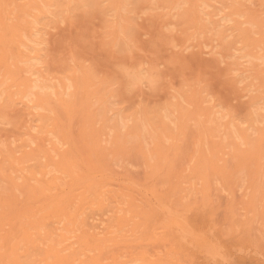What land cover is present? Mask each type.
<instances>
[{"label":"rangeland","instance_id":"374dc122","mask_svg":"<svg viewBox=\"0 0 264 264\" xmlns=\"http://www.w3.org/2000/svg\"><path fill=\"white\" fill-rule=\"evenodd\" d=\"M9 1L6 0L5 3L4 0H0V23L3 22L2 19H7L4 21L6 23L1 24L4 29L2 28L3 31H0V202H2L0 203L2 205L0 206V213L7 206V202L4 204L5 201H9L10 196L13 194L18 198H15L14 200L16 201L13 203L15 204L18 201L17 203L21 207L20 201L27 199V190L25 191L26 188H24V184L26 183L34 184L35 186H38L40 181L42 185L46 184L45 186L52 184L50 186L53 187V191L59 192L61 196L66 198V201L70 195L74 196V199H71L72 197L70 196L71 201L74 200V202H71L70 199L69 202H66L68 203L66 207L68 206L67 208H69L66 210L70 211H66L65 216L64 213L63 216L62 214L60 215L64 220L59 221L55 218L52 221L49 220V223L48 214L43 211L47 214L45 215V219L41 220V223L36 225L37 227L35 226L36 228L30 226L29 232H24L28 235L30 233L35 240V245L32 248L29 244L27 246L23 241L20 246L22 249L19 248L22 257L20 256L19 263L15 264H47L46 250L51 245L54 244L55 246H53L58 249H61V246L63 248L65 244L72 245L73 247L68 245L70 248L65 250V252H70L71 249L75 248L74 246L79 248L86 247L85 244L91 243L97 236L102 237V245L106 244L103 256H107L108 260L104 259V263L224 264L225 261H231L233 264H264V171H262L264 170V164L262 163L264 162V158H261L262 156L264 157V151H262L264 149L262 148L264 147V85H262L264 84V72H261L264 70V0ZM21 7H23L22 11L21 9L19 10ZM9 25L10 28H6ZM14 26L15 28L12 30L11 27ZM6 34L10 38L8 35L5 36ZM1 36L4 37V40ZM11 38L13 39L10 40L12 43L8 40ZM18 38L19 40H17ZM129 39L135 41L136 48L131 50L127 48V40ZM8 41L12 45L6 44ZM3 43L5 46H3ZM18 43H23L22 46L20 45V49H17ZM6 45H9L10 49H8V46L6 48ZM5 48L11 54L7 53L5 55ZM21 51L24 52V55ZM1 57H5L7 60L5 58V60L1 59ZM8 61L11 65L17 64L23 69H28V74H31L32 83L26 88V91L28 89L27 96L29 98H22V93L19 92L20 86L17 85V82L16 84H11L12 80L8 77L11 73L10 70L6 69L9 64ZM5 62L8 63L7 66ZM13 65H9V69L17 66ZM122 66L134 72L149 75L158 72L159 80L154 86L147 83L132 86L129 83L127 74L121 71ZM6 70L8 74H6ZM114 83H118L119 86L114 87ZM87 85H94L93 87H95L94 99L91 97V102L89 101L90 99H87V92L90 91V87L88 86L87 88ZM61 97L63 100H61ZM21 98L23 101H21ZM65 98L67 100L71 99V101H68L70 104L66 102L67 106ZM83 100L90 104L93 102L92 106L89 107V115L92 118H88L89 115L81 111V109L84 110L86 108L85 106V108L81 107L84 103ZM75 103L81 109H77L80 107L75 106ZM197 103H201V108L204 111L202 109L195 111L199 105ZM84 105L87 106L88 104L84 103ZM200 112H204V115L202 114L201 116ZM182 113L184 114L182 115ZM78 114L83 115V117L81 118L80 115L78 117ZM188 116L190 118H187ZM184 117L187 122L184 121ZM90 119H98V122H95L97 129L91 128L90 121L92 120ZM54 120H57L55 121L56 124H54ZM82 124L85 128H83ZM85 124H89V128L93 131L89 133V138L85 137L87 136L85 134H88V132L83 133L82 131L88 129V126ZM205 124H207V128ZM102 128L106 129V132H103L104 135H102V144L105 147L107 146V156L109 155V158L105 155L104 158L107 161L104 164L100 163L102 161L99 162L101 159L99 155H94L96 154L95 149L91 151L92 147L90 148V145L93 144L94 146V143L91 142L92 134L94 136L97 135L94 131L96 132L97 130L99 132ZM209 128L213 129L214 132ZM68 129L70 130L68 131ZM161 132L162 134H160ZM76 133L78 136H76ZM48 135L51 136L48 137ZM116 135H119L120 141L122 140V143L120 142L122 144H120V152L117 151L119 154L114 150L116 143L119 141L117 138H114L117 137ZM81 136L86 138L87 141L89 140L90 143ZM45 137L46 140L51 137L53 142L51 144L46 143ZM124 137L127 140H124ZM163 137H165L164 140ZM187 137L191 138L187 139ZM260 138H262L261 141ZM214 141H218L217 144L222 149L220 152H214L215 147H213L214 145L212 146L215 143ZM63 142L66 143L63 144ZM38 144L41 145L39 146ZM81 144L84 146H81ZM256 145H261V149L257 150L259 146L257 147ZM40 147H44V150L50 148L49 152L46 153V150L43 153V149ZM200 147L202 150H200ZM237 147L240 148L238 149ZM242 147H244V150H242ZM250 147L259 155V158L255 157L258 156L255 153H252L254 156L250 154V158H247V155L252 152V150H248ZM39 148L42 151H38ZM55 148L62 151L58 152ZM72 148L76 152L75 155H77V158H74L76 164L74 163L73 167L75 176L71 170V173H68V169L65 168L66 165H63L60 161L62 155L58 154L64 153L66 149L72 150ZM84 148H87V150L90 148V153L92 152L91 154L95 157L87 155L89 154V150L87 151ZM30 149L34 150V152L31 151L37 157ZM80 150L81 153H79ZM113 151L117 154L115 155ZM237 151H239L240 156H245V159L247 158L248 160L242 159L244 163L240 162L242 160L238 159L239 155H237ZM24 152L32 156L29 158V155L27 153L24 154ZM37 152L39 153L37 154ZM12 153L13 157H11ZM52 155L55 158H52ZM202 155L205 156L203 157ZM88 156H92L93 161ZM164 156L168 157V162ZM210 157L216 159L211 162ZM34 158L37 159L35 160ZM203 158L211 166L209 164L208 166L203 165L205 163ZM95 160H98L99 164ZM201 160L203 163H201ZM96 164L99 166L96 167L97 169L95 168ZM105 165H109L110 170L104 169ZM204 166L208 167V170H205ZM43 167H46V169ZM211 167L212 170L210 169ZM98 169L102 170L99 171ZM104 170L106 171L102 172ZM83 171L86 174L90 172L87 176L92 177L93 173V177L97 175L99 178L101 176L100 179L97 178L99 182L96 179V186H94L95 184H93L94 187L90 186L91 188L93 187V191L90 190L89 185L87 187L86 184L79 183L87 187H83L85 190L82 194L86 195L85 193L90 190V193L87 195H92V198L94 196V201L92 198H88L87 195L84 196V199L87 198L89 202L86 199L82 200L81 187L76 185L78 179L81 182L80 178L78 176L77 178L76 175L80 174V177H82ZM153 171H155L154 174ZM200 171L204 175L199 174ZM206 171L211 174H206ZM221 171L224 173H221ZM46 173L49 174L48 177ZM102 173L106 175L104 174L105 176H103ZM61 175V179H58ZM71 175L72 177H70ZM165 175L166 177H164ZM73 176L77 178L76 184L73 182L70 185L75 180ZM102 178L106 179V185L103 182L104 179L102 180L103 183L100 182ZM202 178L208 182L204 181V184V179ZM69 181L71 183H68ZM74 185L80 187V189ZM254 186L255 189L258 187L257 190L254 189ZM97 188L100 189L98 190ZM77 189L79 190L78 192H76ZM100 192H103V195ZM254 193H258L255 194L257 197ZM76 194L78 195V199H81L83 203L77 198L75 199L77 197ZM134 194L138 196L136 197ZM10 199V202H12V198ZM133 200L134 203L135 200L137 204L141 203V205H137L138 208H135L138 212V209L141 207H143L140 211L141 213L143 209L148 211L147 208L151 205L149 207L150 212H147L149 217L157 223L163 222L162 226L157 224L163 233L156 232V235L160 233L163 236V238H160L159 235L160 240L163 239V241L161 240L162 242L154 235L155 230L153 229L156 227L159 230V227L154 224L155 222L152 219L151 221L150 219L146 221L147 213L143 211L142 214L140 212L138 214L144 215L142 218L145 219L148 225L144 224L145 221L143 222L138 218L141 215L137 216V213H135ZM13 205L11 203L8 204V208ZM27 205L29 204L27 203L24 207L26 208ZM187 206L190 207V210L187 209ZM22 207L20 211H22ZM6 210L8 209L6 208ZM117 210L121 211L118 212ZM131 212L135 213L134 219H132L134 215ZM3 213L6 215L7 211ZM45 213L39 212L38 216L41 217ZM149 213H154V215L150 216ZM69 214L73 217H69ZM4 215H2L3 219L7 218ZM162 217L177 218L179 223L182 224L181 227L184 226L191 231H189L190 234L188 233V235L194 240L192 252L187 245H185L187 249L177 245L179 242L168 232L167 227L164 225V223L166 224V220H162ZM117 218L121 219V221ZM126 218L127 220L131 219L130 221L132 222L127 221ZM17 219L18 216L14 220ZM22 219V223L27 226L29 223L28 218ZM8 220L7 222H9ZM133 220L136 222L135 226H138V220L143 222L139 223L136 232ZM128 223L132 224L129 225ZM143 224L148 226L143 227L144 232L140 228ZM124 225L127 226L124 227ZM5 227L11 230L10 224H6ZM14 227L13 232L21 234L18 238L26 235L23 231L19 230V226ZM97 227L99 228L98 230ZM161 227H163L164 231ZM138 229H140L139 233ZM145 229L149 232L147 233ZM87 230L88 232H83ZM96 231H99V233ZM64 234L68 237L64 236ZM138 234L142 238H138ZM129 235L132 239L136 236V240H131L128 237ZM150 235L154 236L151 237ZM114 236L118 237L116 238L117 242L121 238L116 245H114L113 241L108 242L110 241L109 238H113ZM80 237L81 239L86 237L88 240L86 238L82 239L83 243H81ZM104 237H108V241ZM137 238L142 239L139 240L141 241L140 243H142L143 239L144 241L147 239L149 244L146 242L147 244H142L143 246L139 248ZM153 238L154 240L158 238V242H152ZM78 239L79 241L76 244ZM128 239L129 241H127ZM85 240L88 242L86 243ZM4 241L1 240L0 242V246L3 245V247H0V253H3V251L5 253L7 250L4 247V245H7ZM135 242L136 246H133ZM150 242H152V245ZM36 245L40 246L36 247ZM93 253L94 250H86L84 253L78 254L79 259L77 260V264L82 259L90 260L91 256H95ZM113 257L118 259L114 261Z\"/></svg>","mask_w":264,"mask_h":264},{"label":"bare ground","instance_id":"6f19581e","mask_svg":"<svg viewBox=\"0 0 264 264\" xmlns=\"http://www.w3.org/2000/svg\"><path fill=\"white\" fill-rule=\"evenodd\" d=\"M4 1H5V3H6V0H4ZM7 1H9V0H7ZM28 1H29V0H28ZM31 1H32V0H31ZM34 1H35V0H34ZM129 1H130V0H129ZM142 1H143V0H142ZM9 2H10V1H9ZM56 2H57V1H56ZM7 3H8V2H7ZM32 3H33V2H32ZM143 3H144V2H143ZM107 4H108V3H107ZM116 4H117V3H116ZM4 5H5V4H4ZM16 5H17V4H16ZM18 5H19V3H18ZM24 5H25V4H24ZM27 5H28V4H27ZM10 6H11V5H10ZM22 6H23V5H22ZM117 6H119V5H117ZM6 7H7V6H6ZM30 7H32V6L30 5ZM33 7H36V6H33ZM11 8H12V7H11ZM11 8H10V9H11ZM22 8H23V7L19 8V10L21 9V11H22V10H23ZM41 8H42V7H41ZM14 9H16V8L14 7ZM14 9H13V11H14ZM32 9H33V8H32ZM38 9H39V7H38ZM27 10H28V9H27ZM24 11H25V10H24ZM28 11H29V10H28ZM10 12H11V11H10ZM14 12H15V11H14ZM14 12H13V13H14ZM18 12H19V11H18ZM18 12H17V13H18ZM31 12H32V11H31ZM191 12H192V11H191ZM13 13H12V14H13ZM23 13H24V12H23ZM153 13H154V12H153ZM155 13H156V12H155ZM193 13H194V12H193ZM18 14H19V13H18ZM21 14H22V12H21ZM27 14H29V13H27ZM250 14H251V13H250ZM19 15H20V14H19ZM24 15H25V14H24ZM35 15H36V14H35ZM35 15H34V16H35ZM192 15H193V14H192ZM3 16H4V15H3ZM21 16H22V15H21ZM255 16H256V15H255ZM5 17H6V16H5ZM17 17H18V16H17ZM17 17H16V18H17ZM19 17H20V16H19ZM253 17H254V16H253ZM9 18H10V17H9ZM250 18H251V17H250ZM247 19H248V18H247ZM247 19H246V20H247ZM2 20H3V22H1L0 25H1V24L3 25V23H6V22H4V21H6L7 19H5V20L2 19ZM8 20H9V19H8ZM10 20H11V19H10ZM214 20H215V19H214ZM31 21H32V20H31ZM8 22H9V21H8ZM12 22H13V21H12ZM198 22H199V21H198ZM245 22H246V21H245ZM243 23H244V22H243ZM260 23H261V21H260ZM12 24H13V23H12ZM2 25L0 26V28H1L0 31H3V29H4V28L2 27ZM4 25H6V24H4ZM204 25H205V24H204ZM240 25H241V24H240ZM259 26H260V25H259ZM2 28H3V29H2ZM6 28L9 29V28H10V25H9V27H6ZM11 28H12V30H13V29L15 28V26H14V27H11ZM212 28H213V27H212ZM238 28H239V27H238ZM16 29H17V28H16ZM16 29H15V30H16ZM108 29H109V28H108ZM12 30H11V31H12ZM16 31H17V30H16ZM222 31H223V30H222ZM164 32H165V31H164ZM255 32H256V31H255ZM7 33H8V32H7ZM107 33H108V32H107ZM248 33H249V32H248ZM8 34H9V33H8ZM8 34H6L5 36H7ZM11 34H12V33H11ZM13 34H14V33H13ZM111 34H112V33H111ZM15 35H16V34H15ZM11 36H13V35H11ZM158 36H159V35H158ZM1 37H2V36H1ZM8 37L10 38L9 35H8ZM8 37H7V38H8ZM3 38H4V37H2V39H3ZM12 38H13V37H12ZM12 38H11V39H8V40H9V41H10V40H13ZM170 38H171V37H170ZM218 38H219V37H218ZM2 39H1V40H2ZM3 40H4V39H3ZM3 40H2V41H3ZM15 40H16V39H15ZM17 40H19V38H18ZM165 40H166V39H165ZM2 41H1V42H2ZM9 41H8L7 43H6V42H4V43H6V44L9 43V44H11L12 41H10L11 43H10ZM111 41H112V40H111ZM15 42H16V41H15ZM18 42H20V41H18ZM4 43H3V46H5ZM158 43H159V42H158ZM195 43H196V42H195ZM13 44L16 45V43H14V42H13ZM152 44H153V43H152ZM11 45H12V44H11ZM15 45H14V46H15ZM17 45H18V46H17V49H20V45L22 46L23 43H18ZM253 45H254V44H253ZM0 46H1V45H0ZM7 46L9 47V45H6V48H8ZM111 47H112V46H111ZM0 48H1V47H0ZM6 48H5L6 51H7L8 49H10V47H9L8 49H6ZM12 48H14V47L12 46ZM12 48H11V49H12ZM15 48H16V47H15ZM12 50H13V49H12ZM15 50H16V49H15ZM22 50H23V49H22ZM155 50H156V49H155ZM1 51H2V50H1ZM6 51L4 52L5 55H6L7 53H8V54L10 53V52H8L9 50H8L7 52H6ZM12 52H13V51H12ZM21 52H22V51H21ZM1 53H3V52H1ZM22 53H23V55H24V52H22ZM22 53H21V55H22ZM10 54H11V53H10ZM19 54H20V52H19ZM26 54H27V53H26ZM2 55L4 56V54H2ZM2 55H1V56H2ZM5 57H6V56H5ZM5 57H1V59H4ZM6 58H7V57H6ZM6 58H5V59H6ZM147 58H148V57H147ZM5 59H4V60H5ZM4 60H3V64H4ZM6 60H7V59H6ZM8 60H9V59H8ZM143 61H144V60H143ZM10 62H11V60H10ZM10 62L8 61L9 64H8L7 62H5V63H6L5 65L7 66V64H8V66H7L8 68L6 67V69H7V70H10V73H11V74L9 73L10 76L7 75V76L10 77L11 80H12V83H11V84H16V82H17V85H19L20 88L22 87L21 89L19 88V92L22 93V98H23V97H26V98L28 97V98H29V96H27V94H28V93H27L28 89H27V91H26V88H27L28 86H30V85H29L30 83H32V80H33V79L31 78V74H28V73H29V72H28V69H23L22 67H20V66L17 65V64H14V65H17V66H19V67H17V66H16L15 68H14V67H13V68L10 67L11 69H9V65H10V66L13 65V64L11 65ZM12 62H13V61H12ZM160 62H161V61H160ZM134 63H135V62H134ZM261 63H262V62H261ZM160 64H161V63H160ZM14 65H13V66H14ZM173 65H174V64H173ZM257 65H258V64H257ZM2 67H4V66H2ZM21 68H22V69H21ZM175 68H176V67H175ZM239 68H241V67H239ZM133 69H134V68H133ZM4 70H5V69H4ZM7 70H6V71H7ZM31 71H32V70H31ZM131 71H132V70H131ZM183 72H184V71H183ZM261 72H264V70L261 71ZM0 74H1V73H0ZM6 74H8V71H7ZM260 74H261V73H260ZM88 75H89V74H88ZM168 75H169V74H168ZM181 75H183V74H181ZM197 75H198V74H197ZM262 76H263V75H262ZM8 77H7V78H8ZM4 78H5V77H4ZM85 82H87V81L85 80ZM194 82H195V81H194ZM87 83H88V82H87ZM192 83H193V82H192ZM84 84H85V83H84ZM68 85H70V84H68ZM85 85H86V84H85ZM90 85H91V84H90ZM262 85H264V84H262ZM32 86H33V85H32ZM88 86H89V85H87V88H88ZM93 86H94V85L89 86V87H90V89H89L90 91L87 92V93H88V94H87V95H88V96H87V97H88L87 99H90L91 97H92V98L94 97L93 95H94V93H95V87H93ZM13 87H14V86H13ZM38 87H39V86H38ZM92 87H93V88H92ZM101 87H102V86H101ZM91 88H92V89H91ZM25 91H26V93H24ZM96 91H97V88H96ZM72 93H73V92H72ZM72 93H71V94H72ZM76 93H77V92H76ZM96 93H97V92H96ZM32 94H33V92H32ZM69 94H70V93H69ZM73 94H74V93H73ZM97 94H98V93H97ZM38 96H39V94H38ZM72 96H73V95H72ZM95 96H96V95H95ZM102 96H103V95H102ZM44 97H45V96H44ZM69 97H70V96H69ZM22 98H21V101H23ZM45 98H46V97H45ZM48 98L50 99L49 96H48ZM58 98H59V97H58ZM99 98H100V97H99ZM188 98H189V97H188ZM196 98H198V97H196ZM24 99H25V98H24ZM46 99H47V98H46ZM65 99H66V98H65ZM93 99H94V98H93ZM216 99H217V98H216ZM41 100H42V99H41ZM43 100H44V99H43ZM61 100H63L62 97H61ZM66 100H67V99H66ZM72 100H73V99H72ZM75 100H76V99H75ZM98 100H99V99H98ZM197 100H198V99H197ZM45 101H46V100H45ZM68 101H71V99L65 101V103H66V102L68 103ZM83 101H84V100H83ZM86 101H87V100H86ZM89 101L91 102V99H90ZM48 102H49V101H48ZM63 102H64V101H63ZM76 102H77V100H76ZM50 103H51V101H50ZM65 103H64V104H65ZM67 103H66V106H67ZM80 103H81V102H80ZM84 103H86V104H88V105L90 104L89 102H85V101H84ZM84 103H83V106H81V107H84V106L86 107V108L84 107L85 109L83 108L84 110H82L81 107H80L79 105H78V106H79L80 108H77V109H81V111H84L86 114L89 115V114H90V112H89V109H90V108H89V107L92 106L93 102H92V104H90L89 106H88V105H87V106L84 105ZM105 103H106V102H105ZM62 104H63V103H62ZM68 104H70V102H69ZM75 104H76L75 106H77V103H75ZM198 104H199V103H197V105H198ZM200 104H201V103H200ZM200 104H199L198 106L196 105L197 108L195 107V108H196L195 111H200V110L202 109ZM78 106H77V107H78ZM207 107H208V106H207ZM62 108H63V107H62ZM64 108H65V107H64ZM99 108H100V107H99ZM195 108H194V109H195ZM75 110H76V109H75ZM85 110H86V111H85ZM172 110H173V109H172ZM202 110L204 111V109H202ZM81 111H79V112L82 113ZM90 111H91V110H90ZM212 111H213V110H212ZM61 112H62V111H61ZM64 112H65V111H64ZM88 112H89V113H88ZM91 112H92V111H91ZM188 112H189V111H188ZM191 112H192V111H191ZM191 112H190V114H191ZM205 112H206V110H205ZM68 113H69V112H68ZM92 113H93V112H92ZM195 113H197V112H195ZM86 114H85V115H86ZM140 114H141V113H140ZM183 114H184V113H182V115H183ZM198 114H199V113H198ZM202 114L204 115V112H202V113L200 112V115H201V116H202ZM209 114H210V113H209ZM246 114H247V113H246ZM61 115H62V114H61ZM79 115H80V114H78V117H79ZM88 115H86V116L88 117ZM142 115H143V114H142ZM188 115H189V113H188ZM80 116H81V115H80ZM90 116H91V115H89L88 118H92V117H90ZM95 116H96V115H95ZM190 116H191V115H190ZM51 117H52V116H51ZM66 117H67V116H66ZM82 117H83V115L81 116V118H82ZM148 117H150V116H148ZM194 117H195V116H194ZM196 117H197V116H196ZM93 118L95 119V117H93ZM137 118H138V116H137ZM144 118H145V117H144ZM146 118H147V117H146ZM187 118H190V117L188 116ZM197 118H199V117H197ZM212 118H213V117H212ZM75 119H76V118H75ZM104 119H106V118H104ZM159 119H160V118H159ZM195 119H196V118H195ZM206 119H207V118H206ZM209 119H210V118H209ZM82 120H83V119H82ZM90 120H92V121H90V124H91L90 126H91V128H92V129H93V128H94V129H97V127H96V123H95V122H98V119H96V120L90 119ZM181 120H183V119H181ZM187 120H188V119H187ZM189 120H191V119H189ZM46 121H47V120H46ZM55 121H57V120H54V122H55ZM154 121H155V120H154ZM184 121H185V117H184ZM202 121H203V120H202ZM7 122H8V121H7ZM75 122H76V121H75ZM91 122H92V123H91ZM185 122H187V121H185ZM212 122H213V120H212ZM46 123H48V122H46ZM94 123H95V124H94ZM164 123L166 124V122H164ZM209 123H210V122H209ZM255 123H256V122H255ZM54 124H56V122H55ZM134 124H135V123H134ZM213 124H214V123H213ZM44 125H45V124H44ZM51 125H52V124H51ZM65 125H66V124H65ZM71 125H72V124H71ZM79 125H80V124H79ZM85 125H86V124H85ZM88 125H89V124H87L86 126H88ZM158 125H159V124H158ZM196 125H197V124H196ZM206 125H207V124H205V127H206ZM216 125H217V124H216ZM82 126H84V125L82 124ZM82 126H81V129H82ZM203 126H204V125H203ZM208 126H210V125H208ZM72 127H73V126H72ZM104 127H106V126L104 125ZM177 127H178V126H177ZM210 127H211V126H210ZM214 127H215V126H214ZM57 128H58V127H57ZM83 128H85V126H84ZM86 128H87V127H86ZM91 128H89V126H88V129L91 130ZM111 128H112V126H111ZM161 128H162V127H161ZM163 128H165V127H163ZM167 128H168V127H167ZM189 128H190V127H189ZM206 128H207V127H206ZM212 128H213V126H212ZM65 129H66V128H65ZM77 129H78V128H77ZM88 129H86V130L84 129V130H82V131H83V133H85V132L87 131L88 134H85V135H87V136H85V137H88V138H89V137H90V136H88L89 133H90V132L92 133L93 131H92V130L90 131V130H88ZM151 129H152V128H151ZM185 129H186V128H185ZM209 129H210V128H209ZM213 129H214V128H213ZM213 129H210V130L213 131ZM69 130H70V129H68V131H69ZM79 130H80V129H79ZM99 130H100V128H99ZM103 130H104V131H103ZM157 130H158V129H157ZM166 130H167V129H166ZM169 130H170V129H169ZM199 130H200V129H199ZM204 130H206V129H204ZM210 130H209V131H210ZM215 130H216V129H215ZM45 131H46V130H45ZM53 131H54V130H53ZM56 131H57V130H56ZM62 131H63V130H62ZM80 131H81V130H80ZM82 131H81V133H82ZM170 131H171V130H170ZM202 131H203V130H202ZM209 131H208V132H209ZM48 132H49V129H48ZM48 132H47V133H48ZM63 132H64V131H63ZM103 132L105 133V132H106V129H103V128H102L101 131H99V132H98L97 130H96V132L94 131V133H96L97 135L94 136V134H92L93 137H92V135H91V137L93 138V139L91 138V142L94 143V146H96V147H94L93 144H92V145H90V148L92 147V148H91V149H92L91 151H94L93 149H95L96 154H97V153H98V154H97V155L94 154V155H95V156H98V155H99V158H101L100 160H99L98 158H96V159H98L99 162L102 161V162H100V163H103V164H104V162L107 161V160H105L104 157H105V155L107 156V152H108V151H106V147H107V146L105 147V145L102 144V143H103V142H102V139H103L102 135H104ZM108 132H109V131H108ZM162 132H163V130H162ZM162 132H161L160 134H162ZM166 132H167V131H166ZM166 132H165V133H166ZM185 132H186V130H185ZM213 132H214V131H213ZM213 132H212V133H213ZM28 133H29V132H28ZM51 133H52V132H51ZM51 133H50V134H51ZM168 133H171V132H168ZM172 133H173V132H172ZM182 133H183V132H182ZM182 133H181V134H182ZM244 133H245V131H244ZM247 133H248V132H247ZM62 134H64V133H62ZM113 134H114V133H113ZM118 134H119V133H118ZM183 134H184V133H183ZM205 134H206V133H205ZM209 134H210V132H209ZM172 135H173V134H172ZM174 135H175V134H174ZM195 135H196V134H195ZM197 135H199V134L197 133ZM215 135H216V134H215ZM263 135H264V134H263ZM43 136H44V135H43ZM49 136H51V135H48V137H49ZM62 136H63V135H62ZM66 136H67V135H66ZM76 136H78L77 133H76ZM105 136H106V135H105ZM107 136H108V135H107ZM116 136H117V135H116ZM118 136H119V135H118ZM118 136H117V137H114V138H117V139L119 140V141L117 140L118 142L116 141V142H117V143H116V146H115L116 148L113 147L114 150H115V152H117V151L120 152L121 145H122V144H121V143H122V140L120 141V137H118ZM158 136H159V135H158ZM162 136H163V135H162ZM179 136H180V135H179ZM183 136H184V135H183ZM187 136H188V135H187ZM191 136H192V135H191ZM247 136H248V134H247ZM46 137H47V136H46ZM46 137H45V140H46ZM70 137H71V136H70ZM72 137H74V136H72ZM81 137H83V136H81ZM101 137H102V138H101ZM174 137H175V136H174ZM201 137H202V135H201ZM201 137H200V138H201ZM43 138H44V137H43ZM83 138H84V137H83ZM88 138H87V139H88ZM114 138H113V139H114ZM124 138H125V137H124ZM160 138H161V137H160ZM164 138H165V137H163V140H164ZM172 138H173V137H172ZM184 138H185V137H184ZM190 138H191V137H190ZM190 138L187 137V139H190ZM207 138H208V137H207ZM212 138H213V137H212ZM170 139H171V138H170ZM192 139H193V137H192ZM196 139H197V138H196ZM261 139H262V138H260V141H261ZM41 140H42V139H41ZM43 140H44V139H43ZM45 140H44V142H45ZM78 140H79V139H78ZM84 140H86V138H84ZM124 140H127V139L125 138ZM159 140H161V139H159ZM183 140H184V139H183ZM193 140H194V139H193ZM193 140H192V141H193ZM235 140H236V139H235ZM248 140H249V139H248ZM46 141H47L46 143H50V144H51V142H53V141L51 140V137H50V139L48 138V140H46ZM76 141H77V140H76ZM82 141H83V140H82ZM86 141H87V140H86ZM88 141H89V140H88ZM88 141H87V142H88ZM105 141H106V140H105ZM184 141H185V140H184ZM189 141H190V140H189ZM220 141H221V140H220ZM255 141H256V140H255ZM44 142H43V143H44ZM68 142H69V141H68ZM120 142H121V143H120ZM142 142H143V141H142ZM163 142H164V141H163ZM181 142H182V141H181ZM197 142H198V141H197ZM214 142L216 143V144H215V143L212 144V146L214 145L213 147H215L214 152H215V153H216L217 151L220 152L222 149H220V145L217 144L218 141H214ZM65 143H66V142H65ZM65 143L63 142V144H65ZM79 143H80V142H79ZM81 143H84V142H81ZM89 143H90V141H89ZM89 143H88V144H89ZM177 143H178V141H177ZM210 143H211V142H210ZM221 143H222V142H221ZM257 143H258V142H257ZM44 144H45V143H44ZM86 144H87V143H86ZM105 144H106V143H105ZM120 144H121V145H120ZM168 144H169V143H168ZM171 144H172V143H171ZM192 144H193V143H192ZM226 144H227V143H226ZM233 144H234V143H233ZM251 144H252V143H251ZM253 144H254V142H253ZM27 145H28V144H27ZM38 145H39V144H38ZM40 145H41V144H40ZM40 145H39V146H40ZM46 145H47V144H46ZM66 145H67V144H66ZM82 145H83V144H81V146H82ZM103 145H104V146H103ZM106 145H107V144H106ZM114 145H115V144H114ZM172 145H173V144H172ZM176 145H177V144H176ZM227 145H229V144H227ZM227 145H226V146H227ZM236 145H237V144H236ZM43 146H44V145H43ZM83 146H84V145H83ZM125 146H126V145H125ZM136 146H137V145H136ZM138 146H139V145H138ZM143 146H144V145H143ZM256 146H257V145H256ZM256 146H255V147H256ZM258 146H259V149L257 148V150H260V149H261V148H260L261 145H258ZM258 146H257V147H258ZM47 147H48V146H47ZM59 147H60V146H59ZM61 147H62V145H61ZM63 147H64V146H63ZM87 147H88V146H87ZM110 147H111V146H110ZM160 147H161V146H160ZM171 147H172V146H171ZM174 147H175V146H174ZM221 147H222V146H221ZM26 148H27V146H26ZM33 148H34V147H33ZM40 148L43 149L44 147H40ZM40 148L38 149V151H39V150L42 151V149H40ZM56 148H57V147H56ZM56 148H55V149H56ZM65 148H66V147H65ZM80 148H82V147H80ZM90 148H89V149H90ZM141 148H143V147H141ZM141 148H140V149H141ZM161 148H162V147H161ZM175 148L177 149V147H175ZM225 148H226V147H225ZM233 148H234V147H233ZM237 148L239 149L240 147H237ZM242 148H243L242 150H244V147H242ZM262 148H264V147H262ZM24 149H25V148H24ZM44 149H45V148H44ZM44 149H43V153H44L46 150H47L46 153H48L50 148H46V150H44ZM62 149H64V148H62ZM78 149H79V148H78ZM84 149L87 150V148H84ZM89 149H88V150H89ZM110 149H111V148H110ZM140 149H137V150H140ZM166 149H167V148H166ZM169 149H170V148H169ZM234 149H235V148H234ZM245 149H246V148H245ZM11 150H12V149H11ZM26 150H27V149H26ZM31 150H32V149H30V151H31ZM56 150H58V152H61V151H62V150L60 151V149H56ZM66 150H67V149H66ZM66 150H64L65 152H64V153L62 152V154H60V153H58V152H57V153H58L60 156L62 155L61 158L59 157V158H60V161L62 162L63 165H66V166H67V167L65 166V168L68 169V170H67L68 173H71V171L73 172V167H74V165L76 164L75 161H74V158H75L77 155H75L76 152H75V150H74L73 148H72V150H70V149L67 150V151H66ZM86 150H85V152H86ZM88 150H87V151H88ZM107 150H108V149H107ZM141 150L143 151V149H141ZM149 150H150V149H149ZM200 150H202L201 147H200ZM212 150H213V149H212ZM248 150H252V152L249 153V155H247V154L245 153V155H247V158H250V156L253 155V154L255 153V151L253 150V148L251 149V147H250V149L248 148ZM28 151H29V150H28ZM32 151L34 152V150H32ZM32 151H31V152H32ZM77 151H78V150H77ZM158 151H159V150H158ZM184 151H185V150H184ZM191 151H192V150H191ZM197 151H198V150H197ZM206 151H207V150H206ZM262 151H264V149H262ZM262 151H260V152H262ZM31 152H30V153H31ZM33 152H32V153H33ZM85 152H84V153H85ZM115 152L113 151V153H114L115 155H116L117 153L119 154V152H117V153H115ZM143 152H144V151H143ZM163 152H164V151H163ZM175 152H176V151H175ZM179 152H180V151H179ZM200 152H201V151H200ZM219 152H218V153H219ZM226 152H227V151H226ZM238 152H239V151H237V153H238ZM244 152H245V151H244ZM248 152H249V151H248ZM26 153H27V152H26ZM26 153L24 152V154H26ZM38 153H39V152H37V154H38ZM41 153H42V152H41ZM43 153H42V154H43ZM79 153H81V150H80ZM86 153H88V152H86ZM91 153H92V152H91ZM91 153H90V150H89V154H87V155H92L93 157H95V156H94L93 154H91ZM93 153H94V152H93ZM164 153H165V152H164ZM180 153H181V152H180ZM210 153H211V152H210ZM222 153H223V151H222ZM227 153H228V152H227ZM252 153H253V154H252ZM8 154H9V153H8ZM8 154H7V155H8ZM33 154L36 155L35 153H33ZM53 154H54V153H53ZM58 154H57V155H58ZM134 154H135V153H134ZM140 154H141V152H140ZM250 154H251V155H250ZM255 154H256V153H255ZM10 155H11V153H10ZM27 155H29V158L32 156V155L30 156L29 153H27ZM34 155H33V156H34ZM145 155H146V154H145ZM211 155H212V154H211ZM214 155H215V154H214ZM222 155H223V154H222ZM224 155H226V154H224ZM227 155H228V154H227ZM230 155H231V154H230ZM235 155H236V153H235ZM237 155H239V156H238V157H239L238 159H240V160H242V159H243V160H246V159H247V158L245 159V156H240V153H238ZM243 155H244V154H243ZM256 155H258V154H256ZM14 156H15V155H14ZM38 156H39V155H38ZM40 156H41V155H40ZM43 156H44V155H43ZM49 156H50V155H49ZM55 156H56V155H55ZM92 156H91V157L88 156V157L91 158V160H92ZM108 156H109V155H108ZM108 156H107V157H108ZM165 156H166V155H165ZM165 156H164V157H165ZM175 156H177V155H175ZM202 156L204 157L205 155H202ZM202 156H201V157H202ZM208 156H209V155H208ZM217 156H219V155H217ZM248 156H249V157H248ZM253 156H254V155H253ZM8 157H9V156H8ZM11 157H13V153H12V156H11ZM36 157H37V155H36ZM53 157H54V156L52 155V158H53ZM56 157H57V156H56ZM152 157H153V156H152ZM178 157H179V155H178ZM178 157H177V160H178ZM234 157H235V156H234ZM255 157H258V158H259V155H258V156H255ZM14 158H15V157H14ZM16 158H17V156H16ZM25 158H26V157H25ZM40 158H42V157H40ZM49 158H50V157H49ZM54 158H55V157H54ZM76 158H77V157H76ZM89 158H88V159H89ZM108 158H109V157H108ZM153 158H154V157H153ZM159 158H160V156H159ZM165 158H166V157H165ZM167 158H168V157H167ZM167 158H166V161L168 162ZM174 158H175V157H174ZM195 158H198V157H195ZM213 158H214V157H213ZM220 158H221V157H220ZM236 158H237V156H236ZM251 158H252V157H251ZM261 158H264V157L262 156ZM20 159H21V158H20ZM34 159H35V158H34ZM36 159H37V158H36ZM36 159H35V160H36ZM81 159H82V158H81ZM93 159H95V158H93ZM155 159H156V158H155ZM190 159H191V158H190ZM209 159H211L210 161L213 162V160L216 159V158L212 159V158L210 157ZM221 159H222V158H221ZM231 159H232V158H231ZM254 159H257V158H254ZM16 160H17V159H16ZM25 160H26V159H25ZM78 160H79V159H78ZM83 160H84V159H83ZM83 160H82V161H83ZM98 160H97V161L95 160V161L99 164ZM181 160H182V159H181ZM192 160H195V159H192ZM196 160H197V159H196ZM203 160H204V158H203ZM207 160H208V159H207ZM243 160L240 161V162H243ZM247 160H248V159H247ZM19 161H20V160H19ZM92 161H93V160H92ZM159 161H160V160H159ZM163 161H164V159H163ZM169 161H171V160H169ZM208 161H209V160H208ZM210 161H209V162H210ZM226 161H227V160H226ZM250 161H252V159H250ZM256 161H258V160H256ZM262 161H263V160H262ZM262 161H261V162H262ZM21 162H22V161H21ZM42 162H43V161H42ZM42 162H41V163H42ZM61 162H60V163H61ZM77 162H78V161H77ZM84 162H85V161H84ZM89 162H90V161H89ZM155 162H156V161H155ZM190 162H191V161H190ZM204 162H205L206 164L203 163L202 160H201V163H203V165L208 166L209 163L207 164V162H206L205 160H204ZM32 163H33V162H32ZM39 163H40V162H39ZM74 163H75V164H74ZM153 163H154V162H153ZM165 163H166V162H165ZM169 163H170V162H169ZM214 163H216V162H214ZM243 163H244V162H243ZM246 163H247V162H246ZM249 163H250V162H249ZM262 163L264 164V162H262ZM262 163H261V164H262ZM7 164H10V163H7ZM20 164H21V163H20ZM84 164H85V163H84ZM151 164H152V163H151ZM151 164H150V165H151ZM170 164H171V163H170ZM170 164H169V165H170ZM187 164H188V163H187ZM198 164H200V163H198ZM216 164H217V163H216ZM240 164H241V163H240ZM253 164H254V161H253ZM255 164H256V163H255ZM261 164H259V165H261ZM263 164H262V165H263ZM25 165H26V164H25ZM43 165H44V164H43ZM86 165H87V164H86ZM163 165H164V164H163ZM163 165H162V166H163ZM200 165H201V164H200ZM209 165L211 166V164H209ZM214 165H215V164H214ZM222 165H223V164H222ZM237 165H239V164H237ZM242 165H244V164H242ZM257 165H258V164H257ZM44 166H45V165H44ZM54 166H55V165H54ZM87 166H88V165H87ZM103 166H104V165H103ZM106 166H107V165H105L104 169H106V170H110L109 165L107 166V168H106ZM151 166H152V165H151ZM166 166H168V165L166 164ZM174 166H175V165H174ZM193 166H194V165H193ZM193 166H192V167H193ZM197 166H198V165H197ZM205 166H204V167H205ZM212 166H213V165H212ZM217 166H218V165H217ZM249 166H250V165H249ZM88 167H89V166H88ZM90 167H91V166H90ZM96 167H99V166H97V164H96V165H95V168H96ZM156 167H157V166H156ZM156 167H154V168H156ZM172 167H173V165H172ZM184 167H185V166H184ZM184 167H182V168H184ZM195 167H196V166H195ZM200 167H201V166H200ZM200 167H199V168H200ZM245 167H246V166H245ZM43 168H44V167H43ZM47 168H48V167H47ZM56 168H57V167H56ZM61 168H62V167H61ZM91 168H92V167H91ZM101 168H102V167H101ZM150 168H151V167H150ZM164 168H166V167H164ZM164 168H163V169H164ZM205 168H206L205 170H208V167H205ZM216 168H217V167H216ZM254 168H255V167H254ZM261 168H262V167H261ZM44 169H46V167H45ZM63 169H64V168H63ZM63 169H62V171H63ZM96 169H97V168H96ZM113 169H114V168H113ZM161 169H162V168H161ZM174 169H175V168H174ZM210 169L212 170V167H211ZM232 169H233V168H232ZM239 169H240V168H239ZM252 169H253V168H252ZM60 170H61V169H60ZM64 170H65V169H64ZM70 170H71V171H70ZM98 170H99V169H98ZM98 170H97V171H98ZM100 170H102V169H100ZM100 170H99V171H100ZM106 170H104V171H102V172H105ZM180 170H181V169H180ZM220 170H221V168H220ZM254 170H255V169H254ZM259 170H260V169H259ZM0 171H1V170H0ZM31 171H32V170H31ZM44 171H46V170H44ZM155 171H156V170H155ZM155 171H153V174L155 173ZM167 171H168V169H167ZM171 171H172V170H171ZM197 171H198V169H197ZM202 171H203V169H202ZM251 171H252V170H251ZM256 171H257V170H256ZM262 171H264V170H262ZM262 171H261V173H262ZM65 172H66V170H65ZM119 172H120V171H119ZM151 172H152V171H151ZM178 172H179V171H178ZM203 172H204V171H203ZM216 172H217V171H216ZM219 172H220V171H219ZM222 172H223V171H221V173H222ZM230 172H231V171H230ZM37 173H38V172H37ZM40 173H41V172H40ZM43 173H44V172H43ZM68 173H66V174L68 175ZM73 173H74V174H73ZM73 173H72V174L75 176V172H73ZM83 173H84V171H83ZM88 173H90V172H87V174H88ZM91 173H92V172H91ZM122 173H123V172H122ZM187 173H189V172H187ZM191 173H193V172H191ZM195 173H196V169H195ZM195 173H194V174H195ZM223 173H224V172H223ZM17 174H18V173H17ZM33 174H34V173H33ZM41 174H42V173H41ZM46 174H47V173H46ZM46 174H45V175H46ZM64 174H65V173H64ZM85 174H86V173H84L82 177H80V174L76 175V177L78 176V177L80 178L81 182L78 181L79 179L77 180L78 177L75 178L74 176H73V178H74L75 180L72 181L73 178H71L72 180H71V179H70V180L72 181V183H71L70 181L68 182V183H71L70 185H72L73 182H75V181L77 180V184H76V182H75L74 184L79 185V186L81 187V189H83V190H81L80 187H76L75 185H74V186H75L76 188L80 189V191H81L80 193H81V196H82V198H83L82 200H85V199L87 200V198L84 199V196H86L87 194H89V193H90V190L93 191V190H92L93 187L97 185V184L95 183V181H96V179L98 178L97 175L93 177V174H94V173L92 174V177H91V176H87V174H86V175H85ZM96 174H97V173H96ZM99 174H100V173H99ZM102 174H103V173H102ZM104 174H105V173H104ZM104 174H103V176L106 175V174H105V175H104ZM119 174H120V173H119ZM125 174H126V173H125ZM169 174H170V173H169ZM172 174L174 175V173H172ZM184 174L186 175V173H184ZM199 174H201V171H200ZM206 174H209V172L206 171ZM210 174H211V173H210ZM210 174H209V175H210ZM262 174H263V173H262ZM81 175H82V174H81ZM89 175H90V174H89ZM166 175H167V174H166ZM166 175H165L164 177H166ZM201 175H204V173H202ZM209 175H208V176H209ZM212 175H213V174H212ZM217 175H218V174H217ZM48 176H49V174H47V177H48ZM103 176H102V177H103ZM150 176H151V175H150ZM152 176H153V175H152ZM175 176H177V175H175ZM189 176H190V175H189ZM189 176H188V177H189ZM198 176H200V175H198ZM219 176H220V175H219ZM223 176H224V175H223ZM225 176H227V175H225ZM8 177H9V175H8ZM33 177H34V176H33ZM41 177H42V176H41ZM61 177H62V175H61L60 178H58V179H61ZM64 177H65V176H64ZM70 177H72V175H71ZM95 177H96V178H95ZM134 177H135V176H134ZM179 177H180V176H179ZM185 177H186V176H185ZM202 177H203V176H202ZM206 177H207V176H206ZM206 177H204V178H206ZM227 177H228V176H227ZM260 177H261V176H260ZM263 177H264V176H263ZM3 178H4V177H3ZM11 178H12V177H11ZM31 178H32V176H31ZM45 178H46V177H45ZM66 178H67V177H66ZM93 178H95V179L93 180ZM100 178H101V176H100L98 179H100ZM105 178H106V177H105ZM105 178H102L100 182H102L103 179H104L103 182H105V180H106ZM151 178H152V177H151ZM173 178H174V176H173ZM189 178H190V177H189ZM204 178H202V179H204ZM208 178H209V177H208ZM51 179H53V178H51ZM68 179H69V178H68ZM98 179H97V180H98ZM107 179H108V177H107ZM134 179H135V178H134ZM178 179H179V178H178ZM200 179H201V178H200ZM229 179H230V178H229ZM263 179H264V178H263ZM56 180H57V179H56ZM108 180H109V179H108ZM108 180H107V181H108ZM184 180H185V179H184ZM197 180H198V179H197ZM205 180H206V179H204L203 182H204ZM224 180H225V179H224ZM24 181H25V180H24ZM39 181H40V180H39ZM49 181H50V180H49ZM52 181H54V180H52ZM109 181H110V180H109ZM185 181H187V180H185ZM198 181H199V180H198ZM226 181H227V180H226ZM230 181H231V180H230ZM263 181H264V180H263ZM98 182H99V180H98ZM103 182H102V183H103ZM138 182H139V180H138ZM144 182H145V181H144ZM161 182H162V181H161ZM205 182H208V181H205ZM205 182H204V184H205ZM249 182H250V181H249ZM251 182H252V181H251ZM10 183H11V182H10ZM22 183H23V182H22ZM24 183H26V182H24ZM38 183H39V182H38ZM52 183H54V182H52ZM68 183H67V184H68ZM79 183H80V184H86L87 187H88V185H89V187H90V186H93V184H95V185H94L92 188L90 187L91 189L88 188V189H90V190H88V191L86 190V191H87V192L85 191V192H86V193H85L86 195H84V194H82V193L84 192V190H85V188H83V187H86V185H85V186H84V185H80ZM108 183H109V182H108ZM115 183H116V182H115ZM229 183H230V182H229ZM56 184H57V183H56ZM99 184H101V183H99ZM109 184H111V183H109ZM109 184H108V185H109ZM167 184H168V183H167ZM208 184H209V183H208ZM22 185H23V184H22ZM39 185H41V186H39ZM39 185H38V186H35L34 184H30V183H29V184H28V183L24 184V188H26L25 191L27 190V191H26V193H27V199H25L24 201H20V202H21L20 205H21V207H22V206L24 207V205H26L27 203H28L29 205H27L26 208H25V207H24V208L22 207V211H20L21 207L18 205V203H17L18 201H17L15 204L13 203V202L16 201V200H14L15 198L18 199L17 196H15L14 194H13L12 196H10V198H12V202H10L11 199L9 198V201L6 200L5 203H4V204H6V202H7V206H5V205H4V206H5L8 210H6V211H7L6 215H4L5 213H3V212H6V211H5L6 208L4 209V211H3L2 213H0V215L2 214V215H4V216H7V218L5 217L6 220H4L5 218L3 219V216H2V215L0 216V239L3 240V241H4V239H5L4 242H5V244H7V245H4V247H6L7 250H6L5 253H4V251H3L4 254H3V253H0V264H9V263H10V264H12V263L15 264V263H17V262L19 263L20 258L22 257V255H21L22 253L19 252V250H20L19 248L22 249V247H20V246H21V243H23V241L25 242V244H27V246H28V244H29L32 248H34V245H35V240H34V238H32V236L30 235V233H29V235L26 234V233H24V232H27V231H28V229L30 228V226H31V227H35L36 225L40 224V223H41V220L43 221V219H45V217H46L45 215H47V214H48V215H47L48 221H49V220L52 221V220L55 219V218H56L57 220L61 221V220L63 219V217L61 218L60 215L62 214V216H63V213H64V216H65L66 211H68V212L70 211V210H66V209H69V208H67L68 206L66 207V205L68 204V203H66V202H67V201L69 202V199H70V196H71V195L69 196V198H67L68 200L66 201V198H64L63 196H61L59 192H56V190L53 191V187L50 186V185H52V184H49L48 186H45L46 184L42 185V183H41V181H40ZM101 185H102V184H101ZM105 185H106V182H105ZM108 185H107V186H108ZM155 185H156V184H155ZM183 185H184V184H183ZM196 185H197V184H196ZM202 185H203V184H202ZM202 185H201V186H202ZM206 185H207V184H206ZM209 185H210V184H209ZM53 186H54V185H53ZM8 187H10V186H8ZM19 187H20V186H19ZM71 187H72V186H71ZM75 187H74V188H75ZM87 187H86V188H87ZM98 187H99V186H98ZM121 187H122V186H121ZM142 187H143V186H142ZM161 187H162V186H161ZM252 187H253V186H252ZM256 187H257V186H256ZM20 188H21V187H20ZM20 188H19V189H20ZM54 188H55V187H54ZM183 188H184V187H183ZM257 188H258V187H257ZM257 188L255 189V186H254V189H255V190H257ZM259 188H260V187H259ZM56 189H57V187H56ZM78 189H77L76 192L79 191ZM97 189H98V188H97ZM99 189H100V188H99ZM99 189H98V190H99ZM102 189H103V188H102ZM152 189H153V188H152ZM168 189H169V188H168ZM168 189H167V190H168ZM106 190H107V189H106ZM130 190H131V189H130ZM135 190H136V188H135ZM153 190H154V189H153ZM153 190H152V191H153ZM156 190H157V189H156ZM9 191H10V190H9ZM11 191H12V190H11ZM112 191H113V190H112ZM103 192H104V191H103ZM103 192H102V193H103ZM116 192H117V191H116ZM122 192H123V190H122ZM141 192H142V191H141ZM175 192H176V191H175ZM191 192H192V191H191ZM257 192H258V191H257ZM259 192H261V190H259ZM14 193H15V192H14ZM80 193H79V194H80ZM100 193H101V192H100ZM102 193H101V195H103ZM134 193H135V192H134ZM164 193H165V192H164ZM239 193H240V192H239ZM263 193H264V192H263ZM3 194H4V193H3ZM16 194H17V193H16ZM65 194H66V193H65ZM71 194H72V193H71ZM77 194H78V193H77ZM77 194H76V195H77ZM105 194H107V193H105ZM111 194H112V193H111ZM128 194H129V193H128ZM138 194H139V192H138ZM140 194H141V193H140ZM173 194H174V193H173ZM184 194H185V193H184ZM255 194H258V193H254V195H255ZM260 194H261V193H260ZM0 195H1V194H0ZM66 195H67V194H66ZM72 195H74V194H72ZM118 195H119V194H118ZM129 195H130V194H129ZM134 195L136 196V194H134ZM174 195H175V194H174ZM177 195H179V194H177ZM254 195H253V196H254ZM262 195H263V194H262ZM2 196H3V195H2ZM18 196H19V195H18ZM67 196H68V195H67ZM81 196H79V197H81ZM87 196H88V195H87ZM99 196H100V194H99ZM110 196H111V195H110ZM137 196H138V195H137ZM137 196H136V197H137ZM175 196H176V195H175ZM187 196H188V194H187ZM190 196H191V195H190ZM205 196H206V195H205ZM255 196H256V195H255ZM5 197H7V196H5ZM22 197H23V196H22ZM71 197H72L71 199H74V196H71ZM89 197H90V199H91V198H92V195H91V196H88V198H89ZM103 197H104V196H103ZM141 197H142V196H141ZM223 197H224V196H223ZM246 197H247V196H246ZM256 197H257V196H256ZM260 197H261V195H260ZM260 197H259V198H260ZM19 198H20V197H19ZM76 198L78 199V195H77V197H75V199H76ZM93 198H94V196H93ZM93 198H92V200L94 201L95 198H94V199H93ZM96 198H97V197H96ZM98 198H99V197H98ZM115 198H116V197H115ZM158 198H160V197H158ZM174 198H175V197H174ZM174 198H173V199H174ZM227 198H228V197H227ZM2 199H3V198H2ZM71 199H70V201H71ZM90 199H89V200H90ZM99 199H100V198H99ZM139 199H140V198H139ZM78 200L81 202V199H78ZM131 200H132V199H131ZM136 200H137V199H136ZM136 200H135V203H136ZM181 200H182V199H181ZM189 200H190V199H189ZM227 200H228V199H227ZM227 200H226V201H227ZM234 200H235V199H234ZM257 200H258V199H257ZM2 201H3V200H2ZM43 201H45V202H43ZM87 201H88V200H87ZM98 201H100V200H98ZM98 201H95V202L99 203ZM142 201H143V200H142ZM177 201H179V200L177 199ZM230 201H231V199H230ZM260 201H261V200H260ZM8 202H9V203H8ZM42 202H43V204H42ZM71 202H74V200H72ZM75 202H76V201H75ZM88 202H89V201H88ZM90 202H91V201H90ZM101 202H102V201H101ZM138 202H139V201H138ZM207 202H208V201H207ZM239 202H240V201H239ZM256 202H257V201H256ZM261 202H262V201H261ZM0 203H2V202H0ZM10 203H11L12 205H13V204H14V205L11 206V207L9 206L10 208H8V204H10ZM37 203H39V204H37ZM81 203H83V202H81ZM91 203H93V202H91ZM135 203H134V200H133V208H134V209H135V208H138L137 205H138V206L141 205V203H140V204H137V203H136V205H135ZM190 203H192V202H190ZM236 203H237V202H236ZM244 203H245V202H244ZM259 203H260V202H259ZM259 203H258V204H259ZM41 204H42V206H41ZM103 204H104V203H103ZM176 204L178 205V203H176ZM183 204H184V203H183ZM253 204H254V202H253ZM17 205H18V206H17ZM89 205H90V203H89ZM198 205H199V204H198ZM225 205H226V202H225ZM233 205H234V203H233ZM239 205H240V204H239ZM0 206H2V205H0ZM40 206H41V207H40ZM134 206H136V207H134ZM142 206H143V205H142ZM146 206H147V204H146ZM150 206H151V205H150ZM150 206H149V207H150ZM196 206H197V205H196ZM236 206H237V205H236ZM149 207L147 208V210L150 212ZM182 207H183V206H182ZM184 207H185V206H184ZM187 207H188V206H187ZM237 207H238V206H237ZM142 208H143V207H141L140 209H138L139 212L142 210ZM144 208H146V207H144ZM156 208H157V207H156ZM189 208H190V207H188L187 209L190 210ZM204 208H205V207H204ZM210 208H212V207H210ZM240 208H241V207H240ZM240 208H238V209H240ZM242 208H243V207H242ZM247 208H250V207H247ZM113 209H114V208H113ZM117 209H118V208H117ZM152 209H153V208H152ZM157 209H158V208H157ZM191 209H192V208H191ZM213 209H214V208H213ZM135 210H136V209H135ZM170 210H171V209H170ZM258 210H259V209H258ZM262 210H263V209H262ZM1 211H2V209H1ZM8 211H9V212H8ZM43 211L47 212V214H46L45 212H43ZM90 211H91V210H90ZM104 211H105V210H104ZM117 211H118V210H117ZM117 211H116V212H117ZM120 211H121V210H120ZM120 211H118V212H120ZM143 211H145L146 213L148 212V211H146L145 209H143ZM143 211H142V213H143ZM152 211H153V210H152ZM230 211H231V210H230ZM252 211H254V210H252ZM39 212H40V213L42 212V213H45V214H44V215L42 214L41 217H39V216H38ZM123 212H125V211H123ZM133 212H134V211H133ZM139 212H138L137 210L135 211V213H137V216L142 214L141 212H140L141 214H138ZM250 212H251V211H250ZM131 213H132V212H131ZM135 213H134V214L132 213V214L134 215V216L132 217V219H134V217H135ZM155 213H156V212H155ZM232 213H233V211H232ZM9 214H10V215H9ZM73 214H74V213H73ZM125 214H126V213H125ZM149 214H150V213H149ZM152 214L154 215V213H151L150 216H151ZM158 214H159V213H158ZM161 214H162V212H161ZM15 215L18 216V219H17V220H14L15 218H17V216H15ZM69 215H70V214H69ZM69 215H68V216H69ZM91 215H92V214H91ZM121 215H123V214H121ZM130 215H131V214H130ZM130 215H129V216H130ZM168 215H169V214H168ZM173 215H174V214H173ZM210 215H211V214H210ZM237 215H238V214H237ZM11 216H12V217H11ZM66 216H67V215H66ZM114 216H115V215H114ZM137 216H136V218H137ZM143 216H144V215H143ZM143 216H142V215H141V217L138 216V218L144 222L145 219L142 218ZM155 216H156V215H155ZM155 216H154V217H155ZM175 216H176V215H175ZM255 216H256V215H255ZM10 217H11L13 220H12ZM13 217H14V218H13ZM69 217H73V216L70 215ZM79 217H80V216H79ZM119 217H120V216H119ZM124 217H126V216H124ZM154 217H153V218H154ZM176 217H177V216H176ZM214 217H215V215H214ZM224 217H225V216H224ZM244 217H245V215H244ZM244 217H243V218H244ZM22 218H28V220H29L28 222H29V223H28L27 226H26L24 223H22V222H23V221H21ZM47 218H46V219H47ZM76 218H77V217H76ZM76 218H75V219H76ZM120 218H121V217H120ZM127 218H128V217H127ZM127 218H126V220H127ZM129 218H131V217H129ZM138 218H137V219H138ZM145 218H146V216H145ZM229 218H230V216H229ZM231 218H232V217H231ZM246 218H247V217H246ZM252 218H253V217H252ZM7 219H9V220H8L9 222H7ZM69 219H70V218H69ZM117 219H118V218H117ZM137 219H135V220H137ZM148 219H150V221H151L152 218H150L149 215H148V213H147V219H146V221H149ZM161 219L164 220V221L166 220V224L164 223V225L167 227L168 232H170L171 235L174 236V238L179 242V244L177 243V245L182 246V247H184V248H186L185 245H187L190 251L193 250L192 247L194 248V242H193L194 240H192V238L189 237V235H188V233H189L190 230H188V229H187L186 227H184V226L181 227L182 224L179 223V221L177 220V218H173V217H172V218L162 217ZM237 219H238V218H237ZM244 219H245V218H244ZM3 220H4V221H3ZM22 220H23V219H22ZM57 220H56V221H57ZM63 220H64V219H63ZM118 220L121 221V219H118ZM126 220H125V222H126ZM130 220H131V219H130ZM130 220H127V221H130ZM140 220L137 221V222H138V224H137L138 226H139V223L142 222V221H140ZM152 220H153V219H152ZM162 220H161V221H162ZM183 220H184V219H183ZM16 221H18V222H16ZM45 221H46V220H45ZM50 221H49V223H50ZM59 221H58V223H59ZM67 221H68V220H67ZM122 221H123V220H122ZM146 221L144 222V224H147ZM153 221L155 222V220H153ZM157 221H160V220H157ZM53 222H54V221H53ZM70 222H71V221H70ZM83 222H84V221H83ZM130 222H132V221H130ZM143 222H142V223H143ZM231 222H232V219H231ZM249 222H250V221H249ZM43 223H44V222H43ZM54 223H55V222H54ZM119 223H120V222H119ZM162 223H163V222H160V223L155 222L154 224H156V225H157V224H160V225L162 226V225H163ZM175 223H176V224H175ZM181 223H182V222H181ZM235 223H236V222H235ZM247 223H248V221H247ZM6 224H10V228H11V230L6 229V227H5ZM106 224H107V223H106ZM123 224H125V223H123ZM126 224H127V222H126ZM128 224L131 225L132 223H131V224L128 223ZM133 224H134L133 226H135V224H136V222H134V220H133ZM144 224L142 225V227H140V228H142L141 231H143V232H144V228H143V227L146 226V225H144ZM149 224H150V222H149ZM185 224H186V222H185ZM245 224H246V223H245ZM252 224H253V223H252ZM85 225H87V224H85ZM95 225H96V224H95ZM147 225H148V224H147ZM8 226H9V225H8ZM14 226H16V227L19 226V227H18L19 230H21V232L23 231V233L26 234V235H23L21 238H18V236H20L21 234H19V233H18V234H15V233L13 232V229L15 228ZM41 226H42V225H41ZM125 226H127V225H124V227H125ZM133 226H132V227H133ZM138 226H135V227H134L135 232H136V229H137ZM151 226H152V225H151ZM157 226L159 227V228H158L159 230H157L156 227H155V228L153 229V230H155V231H154V232H155L154 235H155V237H158V238H159V235H160V238H163V236H161L160 233H159V235H158V233H157V235H156V232H157V231L161 232V230H160V226H159V225H157ZM232 226H233V225H232ZM240 226H241V225H240ZM240 226H239V227H240ZM36 227H37V226H36ZM36 227H35V228H36ZM130 227H131V226H130ZM146 227H148V226H146ZM163 227H164V226H163ZM163 227H161V229L164 231ZM219 227H220V226H219ZM10 228H9V229H10ZM76 228H77V227H76ZM94 228H95V227H94ZM216 228H217V224H216ZM235 228H237V227H235ZM83 229H84V228H83ZM89 229H90V228H89ZM98 229H99V228L97 227V230H98ZM122 229H123V228H122ZM124 229H125V228H124ZM131 229H132V228H130V230H131ZM149 229H150V228H149ZM214 229H215V228H214ZM218 229H219V228H218ZM218 229H217V230H218ZM231 229H232V227H231ZM233 229H234V227H233ZM139 230H140V229H138V233H139ZM238 230H239V228H238ZM108 231H110V230H108ZM108 231H107V232H108ZM132 231H133V229H132ZM145 231H147V230L145 229ZM232 231H234V230H232ZM243 231H244V230H243ZM247 231H248V230H247ZM12 232H13V233H12ZM28 232H29V231H28ZM38 232H39V231H38ZM83 232H88V230H87V231H83ZM96 232L99 233V231H96ZM133 232H134V231H133ZM148 232H149V231H147V233H148ZM190 232H191V231H190ZM236 232H237V230H236ZM49 233H50V232H49ZM98 233H97V234H98ZM105 233H106V231H105ZM161 233H163V232H161ZM192 233H193V231H192ZM3 234H4V236H3ZM86 234H87V233H86ZM109 234H110V233H109ZM132 234H134V233H132ZM136 234H137V233H136ZM140 234L142 235V233H140ZM140 234L137 235L138 238H140V237L142 238V236H140ZM144 234H145V233H144ZM189 234H190V233H189ZM249 234H250V233H249ZM65 235H66V234H64V236H65ZM94 235H95V232H94ZM104 235H105V234H104ZM154 235H153V236H154ZM191 235H193V234H191ZM71 236H72V235H71ZM78 236H79V235H78ZM78 236H76V237H78ZM81 236H82V235H81ZM84 236H85V235H84ZM88 236H89V235H88ZM88 236H87V237H88ZM90 236L92 237L91 233H90ZM116 236H117V235H116ZM116 236H114L113 238H112V237L109 238L110 241L107 240L108 237H106V238L104 237V238H105V240H107L109 243H110L111 241H113V242L115 243L114 245H116V244L119 242V240L121 239V238H120V239L118 240V242H117V239H116V238H118V237H116ZM143 236H144V235H143ZM150 236H151V235H150ZM153 236H151V237H153ZM213 236H214V235H213ZM213 236H212V238H213ZM242 236H243V235H242ZM3 237H4V238H3ZM66 237H68V236L66 235ZM93 237H94V236H93ZM128 237H130V235H129ZM135 237H136V236H135ZM135 237H133V239H132V237H130V239H131V240H134ZM147 237H149V236H147ZM248 237H249V236H248ZM2 238H3V239H2ZM85 238H86V237H85ZM85 238H82V239L84 240ZM114 238H115V239H114ZM125 238H127V237H125ZM138 238H137V241H138L137 245H138L139 248L142 247L144 244H147V243H148V242H147V239H146V241H144V239H145L144 237H143L144 239H143L142 243H140L141 241H139V240H142V239H138ZM158 238H157V239H158ZM160 238H159V240H160ZM216 238H217V237H216ZM240 238H241V236H240ZM242 238H244V237H242ZM79 239L81 240L80 242L83 243L81 237H80ZM79 239L76 241V244H77V242L79 241ZM86 239H87V238H86ZM89 239H90V238H89ZM100 239H101L102 241H101ZM149 239H151V238H149ZM157 239L154 240V238H153L152 242H153V241H157V242H158ZM244 239H245V238H244ZM1 240H0V242H1ZM66 240H67V239H66ZM87 240H88V239H87ZM131 240H130V242H132ZM135 240H136V239H135ZM161 240L163 241V239H161ZM161 240H160V242H162ZM218 240H219V238H218ZM253 240H254V238H253ZM36 241H37V240H36ZM64 241H65V240H64ZM68 241H69V240H68ZM107 241H106V243H108ZM127 241H129V239H128ZM148 241H149V240H148ZM85 242L87 243L88 241L85 240ZM102 242H103L102 237L100 238L99 236H97V237H95V238L93 239V241H91V243H89L90 245L87 244V245H89L88 247H87V245L84 243L86 247H84V244H83V247H84V248H82V247L79 248V247L74 246L75 248L71 249L70 252H68V251L65 252V250H67V249L70 248V247H73L72 245L70 246V245L68 244V245L70 246V247H68V245L65 244L66 246L63 245V246H64L63 248H62V246H61V249H58V248H55V247H54L55 245L53 244L54 246L51 245V247H50L49 249L46 250V252H47V254H46V258H48V259H47V260H48V261H47V264H75V261H76V264H77V260L79 259V258H78V254H82V253H84L86 250H89V251H90V250H94L93 255H95V256H91V259H90V260L88 259V261H87V260H84V259L79 260V263H78V264H108L109 262H105V263H104V259H107V256H106V257L103 256L104 253H105V248H106L105 246H106V244H105V245H102ZM143 242H145V243H143ZM146 242H147V243H146ZM152 242H150L151 245H152ZM160 242H159V243H160ZM175 242H176V241H175ZM175 242H174V244H175ZM216 242H217V241H216ZM233 242H234V241H233ZM70 243H72V241H70ZM81 243H80V244H81ZM133 243H134V242H133ZM139 243H140L141 245H140ZM241 243H242V242H241ZM56 244H57V243H56ZM74 244H75V243H74ZM142 244H143V245H142ZM148 244H149V243H148ZM156 244H157V243H156ZM183 244H184V246H183ZM209 244H211V243H209ZM235 244H236V243H235ZM81 245H82V244H81ZM112 245H113V243H112ZM222 245H223V244H222ZM1 246L3 247V245H1ZM1 246H0V247H1ZM30 246H29V247H30ZM38 246H40V245H36V247H38ZM124 246H125V245H124ZM133 246H136V242H135V244H134ZM210 246H211V245H210ZM56 247H57V246H56ZM107 248H108V247H107ZM128 249H129V248H128ZM186 249H187V248H186ZM241 249H242V248H241ZM140 250H142V249H140ZM144 250H146V249H144ZM168 250H169V249H168ZM195 250H196V249H195ZM213 250H214V249H213ZM216 250H217V248H216ZM244 250H245V249H244ZM185 251H186V250H185ZM191 252H192V251H191ZM191 252H189V253H191ZM26 253H27V251H26ZM186 253H188V252H186ZM193 253H194V252H193ZM113 254H114V253H113ZM209 254H210V253H209ZM141 255H142V254H141ZM212 255H213V253H212ZM216 255H217V254H216ZM216 255H215V256H216ZM20 256H21V257H20ZM81 256H82V255H81ZM115 256H116V255H115ZM115 256H114V257H115ZM117 256H118V255H117ZM188 256H189V255H188ZM215 256H214V257H215ZM79 257H80V256H79ZM114 257H113L112 259H113V260L115 259L114 261H116V259H118V258H114ZM198 257H199V256H198ZM28 258H29V257H28ZM209 258H210V257H209ZM43 260H44V259H43ZM107 260H108V259H107ZM113 260H112V261H113ZM213 260H214V259H213ZM31 261H32V260H31ZM49 261H50V262H49ZM145 261H146V260H145ZM11 262H12V263H11ZM43 262H44V261H43ZM83 262H85V263H83ZM134 262H135V261H134ZM21 263H23V262L21 261ZM113 263L115 264V262H113ZM141 263H142V262H141ZM109 264H110V263H109ZM116 264H117V262H116ZM122 264H123V263H122ZM191 264H192V263H191Z\"/></svg>","mask_w":264,"mask_h":264},{"label":"snow or ice","instance_id":"6c2138e0","mask_svg":"<svg viewBox=\"0 0 264 264\" xmlns=\"http://www.w3.org/2000/svg\"><path fill=\"white\" fill-rule=\"evenodd\" d=\"M127 48L129 50L136 48V43L135 41L129 39L127 40ZM121 71L125 72L127 74L129 83L132 86H136L139 84H150L152 86H154L158 80H159V73H154V74H145V73H138V72H134L131 71L130 69L126 68V67H121ZM118 83H114V87H118ZM224 264H233V262L231 261H225Z\"/></svg>","mask_w":264,"mask_h":264}]
</instances>
